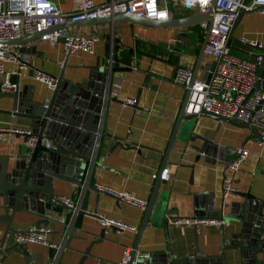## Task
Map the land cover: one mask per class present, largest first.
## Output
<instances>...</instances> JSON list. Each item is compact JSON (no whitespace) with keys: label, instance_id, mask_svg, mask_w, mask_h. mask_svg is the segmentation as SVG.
<instances>
[{"label":"crops","instance_id":"crops-1","mask_svg":"<svg viewBox=\"0 0 264 264\" xmlns=\"http://www.w3.org/2000/svg\"><path fill=\"white\" fill-rule=\"evenodd\" d=\"M55 2L61 11L73 9V0ZM168 8V18H179L192 13L174 5H168ZM65 28L77 33L97 35L93 53L75 51L65 54L60 43L49 44L38 38L24 45L27 51L17 50L18 60L26 66L20 76L10 75L9 81L17 82L19 89L30 90L34 98L39 99L42 94L49 92V88L33 80L34 70L51 77L62 71L64 79L80 81L87 77L91 67L103 71L109 67L115 68V71L107 75L108 99L101 109L100 127L107 136H101L96 147L89 184L113 193L123 192L147 202L155 180L151 178V174L160 168L184 98L182 86L173 82L172 76L176 68L193 70L202 42V37H198V24L159 27L135 22H99L68 25ZM241 37L257 40L264 54V13L258 8L244 12L238 18L232 26L228 45L231 53L247 59L260 51L253 48L250 52L239 41ZM63 61L65 63L62 70ZM212 62L210 57L202 53L195 76L204 78ZM15 65L4 62V71ZM119 68L128 69L118 70ZM261 68L264 69V58L259 69ZM259 77L264 82V71L260 72ZM2 79L3 76L0 77V82ZM3 92L0 88V94ZM125 97L133 98L135 104L122 103ZM10 105L11 100L0 95V126L27 128L25 119L10 116ZM179 127L164 165L169 167V177L161 179L162 182L158 185L156 200L164 199V209L159 220L147 221L138 237L137 252L168 253L173 258L190 257L195 245L199 252L216 256L221 252L218 227L207 225L194 231L190 226L165 224L164 216L169 211L172 216L194 217V194L208 193L213 198L214 213L210 214L216 217L223 214L227 223L223 228L224 236L227 238L233 228H238V222L230 215L233 203L244 199L240 193H248L257 200H264V146L258 144L260 140L253 136L250 129L218 120L205 112L181 121ZM182 132L183 136L192 137L193 140L183 143ZM201 138L212 140L217 146L223 147L226 161L231 158L230 148L243 146L248 150L247 156L233 174L236 192L232 195H222L224 164L207 162L203 155L196 159L197 152L191 146L199 145ZM21 144V136L3 132L0 136V157L15 153ZM53 186L58 198H69L83 211L92 212L94 192L86 190L81 199L82 192L74 185L53 179ZM96 204L97 214L134 224L138 230L143 210L103 194L98 195ZM71 215L65 211L59 217L53 215L48 225L47 239L58 245L57 248L37 243L26 244L29 264H51L54 261L55 264H77L82 251L89 242L98 238L102 228V239L90 246L89 253L81 264H118L122 250L132 247L136 233L105 228L94 217L83 213H78L72 221ZM37 218V215L16 212L10 227L23 231L32 227ZM69 225H72L71 228ZM3 229L4 223L0 222V238ZM10 235L8 232L3 241L0 262L26 264L19 249L5 252V249L14 245ZM223 252L225 264H240L236 252Z\"/></svg>","mask_w":264,"mask_h":264},{"label":"water","instance_id":"water-1","mask_svg":"<svg viewBox=\"0 0 264 264\" xmlns=\"http://www.w3.org/2000/svg\"><path fill=\"white\" fill-rule=\"evenodd\" d=\"M214 3L215 0H209L204 8L195 6L192 13L179 18L148 19L138 17L125 9L109 15L52 26L47 31L68 25L99 22L111 24L114 22H135L159 27L192 26L204 20H211ZM243 13L244 11L237 13L233 26ZM41 33L24 34L4 42L16 45L18 52H25L27 50L24 45L38 39ZM203 43L204 40L201 42L200 51L192 70L193 76L196 75L199 66ZM64 63L63 61L61 64L62 70ZM213 64L212 62L208 66L205 80H208ZM124 69L128 68H119L118 70ZM115 70L111 67L106 71L91 67L87 77L80 81L64 79L61 71L57 76H53L56 79L54 87L49 89L48 93L42 94L39 99L34 98L32 91L19 89L18 85L13 91H4L0 94L11 100L8 112L10 116H17L27 121V132L15 133V135L22 137L20 147L15 153L0 157V222L4 223L0 238V252L7 233L16 232L10 227L16 212L37 215L39 218L34 220L33 226L48 227L53 217L61 216L63 211L72 214V221L78 213L96 217V203L99 194L110 196L117 201L120 200L113 192L89 184L90 172L95 162L96 147L100 137L107 136L100 127L101 109L108 99L106 88L109 78L107 75ZM261 71L264 69L257 70L258 75ZM255 86L264 90V82L261 79L256 81ZM111 99L116 100L115 98ZM184 107L183 98L159 171L166 164L167 156L173 146L181 121L188 120L192 116L191 114H184ZM221 120L239 127H246L252 131L256 139L264 141V135L249 124L228 119ZM183 128L185 130V126ZM183 135L184 132L181 133L183 143H186L187 140H193L192 137L187 138ZM30 139H34L32 145L28 143ZM46 139L51 142L50 148L43 145L42 141ZM191 148L197 152L196 159L199 155H203L205 160L210 163L217 161L225 164L226 162L224 148L217 146L212 140L201 138V143L191 146ZM53 179L78 187L82 192L81 199L86 190L94 192L95 199L92 212H85L78 205L72 208L62 204L54 193ZM160 182L162 180L158 175L153 181L150 196L143 209L135 240L130 247L125 264H225L223 252L225 250L236 252L240 258V264H264V200H257L248 193H240L244 199L241 202L233 203V215L230 216L238 222V228L236 230L233 228L226 238L223 229L225 225L218 226L221 252L216 256L199 252L195 245L190 257L173 258L168 253H150L144 257L137 256V241L142 229L148 220H159L164 209V199L156 200ZM212 202L213 198L208 193L194 194V217H216V215L210 214L214 213L212 212ZM220 211H222V202ZM166 214L172 215L169 211ZM220 216L223 218V214ZM164 222L167 224L165 218ZM71 226L69 225V228ZM109 228L115 229L114 227ZM193 230L196 231L194 228ZM103 232L104 228L99 231L97 239L89 242L82 251L77 264H81L88 255L90 246L102 239ZM26 246L25 243L14 244L5 249V252L17 248L26 264H29L30 256ZM54 262L51 264H55ZM0 264L4 263L0 262Z\"/></svg>","mask_w":264,"mask_h":264},{"label":"built area","instance_id":"built-area-1","mask_svg":"<svg viewBox=\"0 0 264 264\" xmlns=\"http://www.w3.org/2000/svg\"><path fill=\"white\" fill-rule=\"evenodd\" d=\"M209 0H103L95 3L93 0H73L71 11H61L55 0H0V82L1 91H13L17 82H10L9 76H20L25 64L18 60L16 45H10L5 40L14 39L24 34L42 32L40 39L49 44L60 43L65 54L81 51L93 53V45L98 39L93 33H77L60 27L47 31L52 26L64 25L82 19L96 18L109 15L115 11L128 12L142 18L167 19L169 17L168 5H174L183 10L193 11L195 6L204 8ZM259 9L264 13V0H215L211 20H204L198 24L199 32L204 43L202 53L213 60V68L208 80L193 76L190 68H176L172 81L182 86L184 90V114L198 115L202 112L213 115L218 120L228 119L245 123L256 128L264 135V90L255 86L260 79L259 69L264 54L261 44L254 39L240 38L252 52L253 48L260 51L253 53L251 58H243L230 52L228 38L236 15L239 11H252ZM16 64L12 69L4 71L3 63ZM62 64V62H61ZM33 80L53 88L56 79L34 70ZM122 103L133 105V98L125 97ZM3 132L12 134L27 132L26 128L14 129L0 126V136ZM34 139L28 141L32 145ZM43 145L50 148L51 142L43 140ZM264 146V141H258ZM231 158L224 164L222 174L223 197L236 192L233 185V174L238 170L239 164L245 159L248 150L243 146L229 149ZM166 180L169 177V167L163 166L151 174L155 179ZM124 203L140 210L145 208L146 202L135 199L126 193H114ZM67 207H76V203L69 198H59ZM105 228L114 227L120 232L136 233L137 226L116 218L97 214L94 217ZM168 224L173 226L185 225L196 231L207 225L218 227L227 225L221 216L217 217H177L170 214L164 216ZM49 228L45 226L28 227L23 231H16L10 235L13 244L37 243L49 248H57L54 242L47 239ZM130 248L122 250L118 264H125ZM137 256H147V253H136Z\"/></svg>","mask_w":264,"mask_h":264},{"label":"trees","instance_id":"trees-1","mask_svg":"<svg viewBox=\"0 0 264 264\" xmlns=\"http://www.w3.org/2000/svg\"><path fill=\"white\" fill-rule=\"evenodd\" d=\"M198 37L201 38V34H200L199 30H198Z\"/></svg>","mask_w":264,"mask_h":264},{"label":"rangeland","instance_id":"rangeland-1","mask_svg":"<svg viewBox=\"0 0 264 264\" xmlns=\"http://www.w3.org/2000/svg\"><path fill=\"white\" fill-rule=\"evenodd\" d=\"M170 5V4H169Z\"/></svg>","mask_w":264,"mask_h":264}]
</instances>
